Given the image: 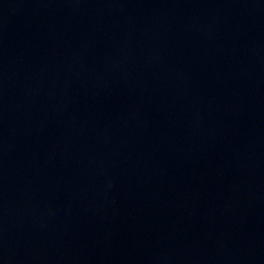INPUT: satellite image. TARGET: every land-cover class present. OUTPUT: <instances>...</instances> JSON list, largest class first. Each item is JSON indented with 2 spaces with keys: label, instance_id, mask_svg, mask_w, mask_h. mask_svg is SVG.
<instances>
[{
  "label": "water",
  "instance_id": "water-1",
  "mask_svg": "<svg viewBox=\"0 0 264 264\" xmlns=\"http://www.w3.org/2000/svg\"><path fill=\"white\" fill-rule=\"evenodd\" d=\"M0 264H264V0H0Z\"/></svg>",
  "mask_w": 264,
  "mask_h": 264
}]
</instances>
